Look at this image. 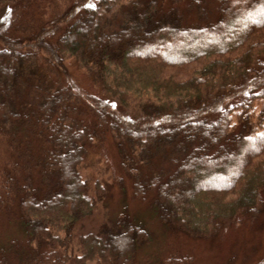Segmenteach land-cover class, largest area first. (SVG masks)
<instances>
[{"label":"trees","instance_id":"trees-1","mask_svg":"<svg viewBox=\"0 0 264 264\" xmlns=\"http://www.w3.org/2000/svg\"><path fill=\"white\" fill-rule=\"evenodd\" d=\"M172 1L184 9L195 0ZM94 2L50 0L48 10L38 0H0V135L7 127L3 104L14 92L17 56L24 50L45 57L64 75L65 55L78 53L115 103L136 113L127 117L94 92L83 95L91 119L80 126L70 125L68 104L52 92L40 103L7 112L12 148H22L26 126L33 129L48 145L39 153L40 181H55L42 199L11 168L0 173V211L27 235L26 243L10 247L23 264H135L139 246L150 242L141 224L121 219L82 233V252H74L79 222L106 194L96 182L89 195L80 166L89 148L112 133L122 152L125 142H169V135L186 148L176 150L178 160L177 153H168L158 176L147 175L150 169L143 179L132 176L134 196H151L170 229L219 239L234 223L264 210V0H211L213 20L190 25L163 8L162 19L137 17L133 26L107 33L99 28L107 9ZM131 2L139 8V0ZM198 60L201 65L186 77L165 72ZM123 157L124 167L126 160L141 167ZM2 248L0 264H13ZM164 264H194V257L172 255Z\"/></svg>","mask_w":264,"mask_h":264},{"label":"rangeland","instance_id":"rangeland-1","mask_svg":"<svg viewBox=\"0 0 264 264\" xmlns=\"http://www.w3.org/2000/svg\"><path fill=\"white\" fill-rule=\"evenodd\" d=\"M38 1L49 10L50 0ZM94 1L101 7L102 12H104L103 7L107 9V15L99 25V28L106 33L133 26L132 23L137 17L144 21L149 17L162 19L163 14L167 15L163 12V8L169 14L170 11H177L176 19L183 25L201 24L213 20L214 16L211 0H195L192 4L183 5L184 9H178L179 7L176 9L172 0H139V8H136L131 0ZM80 49H82L81 45L79 51ZM25 51L17 56L18 73L14 92L10 100L6 99L3 104L4 125L7 127H5V135H0V173L11 168L21 183L30 185L29 191L40 193L41 198L45 199L53 191L55 181L53 182L52 178L40 181L37 165L41 161L39 155L48 145L44 139L35 135L33 129L26 126L24 133L19 137L22 148L14 150L7 136L13 128L8 111L12 109L21 111L22 108L24 110L31 101L40 103L43 94L52 92L57 97L63 96L66 105L68 104L66 112L69 115L70 125L80 126L89 123L91 119L89 108L83 104V95L86 92H94L102 99L112 101L116 110L123 111L127 117L135 116L136 113L129 108L130 106L123 108L119 103H115L116 101L94 79L92 64L83 60L78 53L65 55L67 75H64L45 57H36L35 53L26 55ZM200 65L201 61L198 60L184 67L169 68L165 72L183 78ZM2 97L3 95L0 94V99H3ZM112 134H108L106 142L102 145L90 147L87 158L80 166V172L89 184V195H94L96 182H100L105 187L106 194L98 202L93 213L79 222L73 240L76 254L82 252L79 242L82 233L97 232L102 225L112 227L117 221L127 219L141 224L151 235L150 242L139 246L135 264H164L172 255H191L194 257V264H256L264 258V210L257 217L234 223L219 239L191 236L164 225L151 196L146 199L134 196L133 172L143 179L146 176L145 169H150L146 172L147 175L152 172L153 176H158L163 161L171 158L168 153L171 151L177 153L178 160L182 156L176 150L184 152L186 148L176 141L175 137L169 135V142L143 145L125 142L122 152L118 146L120 139H116ZM124 154L138 161L139 166L144 170L136 167L135 164H129L131 160H126L128 169L124 167L122 165L125 160ZM14 241L26 243L25 229L19 222L8 218L0 211V251L3 247L2 253L7 255L6 259L11 263L23 264L16 251L10 248L14 247Z\"/></svg>","mask_w":264,"mask_h":264},{"label":"snow or ice","instance_id":"snow-or-ice-1","mask_svg":"<svg viewBox=\"0 0 264 264\" xmlns=\"http://www.w3.org/2000/svg\"><path fill=\"white\" fill-rule=\"evenodd\" d=\"M89 6L94 7L95 5H89Z\"/></svg>","mask_w":264,"mask_h":264}]
</instances>
